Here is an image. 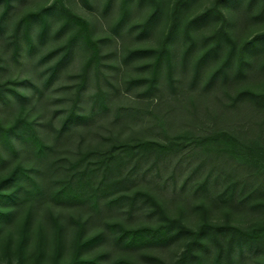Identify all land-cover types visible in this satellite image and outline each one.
Here are the masks:
<instances>
[{"label":"rangeland","instance_id":"obj_1","mask_svg":"<svg viewBox=\"0 0 264 264\" xmlns=\"http://www.w3.org/2000/svg\"><path fill=\"white\" fill-rule=\"evenodd\" d=\"M94 101L52 155L125 144L130 156L115 151L118 170L92 178L96 208L15 202L0 264H67L77 240L111 222L179 234L125 249L106 232L82 257L264 264V0H0V125L30 121L52 143ZM0 153L4 190L34 160Z\"/></svg>","mask_w":264,"mask_h":264},{"label":"trees","instance_id":"obj_2","mask_svg":"<svg viewBox=\"0 0 264 264\" xmlns=\"http://www.w3.org/2000/svg\"><path fill=\"white\" fill-rule=\"evenodd\" d=\"M92 111L79 115L75 110H71L59 129L57 130L56 141L46 143L36 132L32 122L19 119L8 127L0 125V144H4L9 150H22L34 160V164L23 166L17 165L8 175L6 180H14L16 185L12 188L1 189L0 200L6 202V206H0V220L8 219L11 215V207L15 202L36 203L39 201L52 202L69 206H83L92 203L95 208L98 204L96 197L97 188L89 191L93 177L103 180L118 170L117 153L124 151L126 156H130L127 145L120 144L105 150L106 152L96 153V147L87 148L79 157L73 160L57 159L52 154L55 153V144L62 137L64 131L68 129L73 119L87 120L94 114L96 102H93ZM93 161H88L89 158ZM0 153V161H3ZM67 164V165H65ZM149 197V196H147ZM152 200V198L150 197ZM10 204V205H9ZM104 232L97 233L86 240H77L76 250L72 259L67 264H105L101 261V256L92 258L81 256V249L91 245L105 234L113 237V244L125 249L144 247L153 244H164L171 241L179 233L174 231V223H159L156 226L125 227L118 222H111L105 225ZM173 229V231H172ZM107 232V233H106ZM248 238L253 241L257 238V231L249 233ZM111 264H133L127 259L119 258ZM200 264V262H199Z\"/></svg>","mask_w":264,"mask_h":264}]
</instances>
